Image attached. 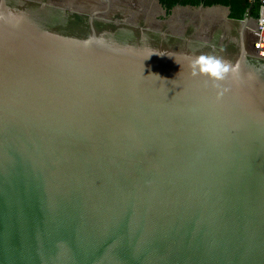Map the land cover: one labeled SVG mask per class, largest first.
I'll list each match as a JSON object with an SVG mask.
<instances>
[{
	"label": "water",
	"instance_id": "95a60500",
	"mask_svg": "<svg viewBox=\"0 0 264 264\" xmlns=\"http://www.w3.org/2000/svg\"><path fill=\"white\" fill-rule=\"evenodd\" d=\"M247 1L0 0V264H264Z\"/></svg>",
	"mask_w": 264,
	"mask_h": 264
},
{
	"label": "clouds",
	"instance_id": "9594fccd",
	"mask_svg": "<svg viewBox=\"0 0 264 264\" xmlns=\"http://www.w3.org/2000/svg\"><path fill=\"white\" fill-rule=\"evenodd\" d=\"M189 68L191 76H207L212 80L213 87L217 89L221 88V85L217 82L225 80L230 72L233 74L238 72V64L234 66L231 62L212 53L191 55L189 57ZM222 95L223 91H218L217 97L219 98Z\"/></svg>",
	"mask_w": 264,
	"mask_h": 264
},
{
	"label": "trees",
	"instance_id": "16d2710c",
	"mask_svg": "<svg viewBox=\"0 0 264 264\" xmlns=\"http://www.w3.org/2000/svg\"><path fill=\"white\" fill-rule=\"evenodd\" d=\"M175 1V0H174ZM180 2H185V3H191V4H199L201 1H203L204 4H212L214 2H222V1H229V0H179ZM233 1H241L244 5L248 6V1L247 0H233ZM259 10V1L256 0L255 3L252 6V14H258Z\"/></svg>",
	"mask_w": 264,
	"mask_h": 264
},
{
	"label": "built area",
	"instance_id": "2783aa9c",
	"mask_svg": "<svg viewBox=\"0 0 264 264\" xmlns=\"http://www.w3.org/2000/svg\"><path fill=\"white\" fill-rule=\"evenodd\" d=\"M259 1L258 25L261 27L260 31H264V0Z\"/></svg>",
	"mask_w": 264,
	"mask_h": 264
},
{
	"label": "flooded vegetation",
	"instance_id": "af4514ba",
	"mask_svg": "<svg viewBox=\"0 0 264 264\" xmlns=\"http://www.w3.org/2000/svg\"><path fill=\"white\" fill-rule=\"evenodd\" d=\"M175 1H179V0H175ZM201 2H203V1H201ZM258 12H259V10H258ZM258 15V14H257Z\"/></svg>",
	"mask_w": 264,
	"mask_h": 264
}]
</instances>
